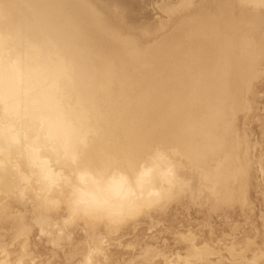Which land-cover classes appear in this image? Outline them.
Listing matches in <instances>:
<instances>
[{
    "label": "bare ground",
    "instance_id": "bare-ground-1",
    "mask_svg": "<svg viewBox=\"0 0 264 264\" xmlns=\"http://www.w3.org/2000/svg\"><path fill=\"white\" fill-rule=\"evenodd\" d=\"M192 2L0 0V135L23 144L71 123L92 130L89 157H182L193 195L111 236L110 264H161L187 253L189 234L203 264H264V10ZM0 211L11 244L28 210ZM87 231L76 226L65 251L37 233L28 247L66 264Z\"/></svg>",
    "mask_w": 264,
    "mask_h": 264
},
{
    "label": "clouds",
    "instance_id": "clouds-1",
    "mask_svg": "<svg viewBox=\"0 0 264 264\" xmlns=\"http://www.w3.org/2000/svg\"><path fill=\"white\" fill-rule=\"evenodd\" d=\"M241 2L264 10V0ZM194 5L195 0L190 7ZM235 74L246 75L243 67ZM91 135L90 128L71 123L53 136L40 133L23 144L7 133L0 135V209L15 201L28 210L29 217L21 218L11 244L0 239V264H44L31 253L28 238L37 233L51 248L65 251L78 225L88 226L89 231L81 250L66 264H110L111 236L152 211L193 195L192 181L184 174L177 150L158 146L133 162L89 157ZM113 181H120V186ZM4 219L0 211V221ZM180 239L189 246L186 254H163L156 259L161 264H203L204 250L195 239L190 234ZM16 245L19 250L11 251Z\"/></svg>",
    "mask_w": 264,
    "mask_h": 264
},
{
    "label": "snow or ice",
    "instance_id": "snow-or-ice-1",
    "mask_svg": "<svg viewBox=\"0 0 264 264\" xmlns=\"http://www.w3.org/2000/svg\"><path fill=\"white\" fill-rule=\"evenodd\" d=\"M185 7H188V6H190V5H184ZM120 181H113V184H114V186H116V187H119L120 186Z\"/></svg>",
    "mask_w": 264,
    "mask_h": 264
}]
</instances>
